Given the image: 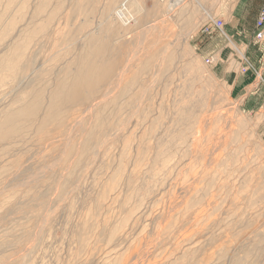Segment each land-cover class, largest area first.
Returning <instances> with one entry per match:
<instances>
[{"label":"rangeland","instance_id":"1","mask_svg":"<svg viewBox=\"0 0 264 264\" xmlns=\"http://www.w3.org/2000/svg\"><path fill=\"white\" fill-rule=\"evenodd\" d=\"M24 1L0 0V58L19 65L12 79L3 80L8 71L0 68V113L17 107L20 94L32 103L47 94L94 37L108 55L110 71L102 68L109 73L95 96L111 130L80 186L70 193L67 185L60 208L52 202L64 178L48 173L57 149H45L27 128L9 145L0 140V264H118L123 256L120 264H264V41L253 38L247 19L261 0L242 12L235 11L239 0H181L173 8L175 0H130L124 27L113 17L122 0ZM42 2L45 13L36 15ZM214 18L224 34L211 27ZM236 23L237 35L230 31ZM26 31L38 34L21 56L13 48ZM85 105H70L65 122L48 128L68 125ZM74 132L55 143L72 139L76 157L65 159L67 175L82 159L84 136ZM40 171L42 182L28 186ZM110 185L116 193L99 205ZM45 207L51 219L44 224ZM42 226L41 240L27 251Z\"/></svg>","mask_w":264,"mask_h":264},{"label":"bare ground","instance_id":"2","mask_svg":"<svg viewBox=\"0 0 264 264\" xmlns=\"http://www.w3.org/2000/svg\"><path fill=\"white\" fill-rule=\"evenodd\" d=\"M129 1L130 0H122L119 3L117 9L115 8L116 10L113 11V13H114L113 17H114L115 21H118L119 23H121V25L123 24V27H124L125 23L129 22L128 21V19H129L128 16H130V18H132L131 13L129 14L127 12V6L129 5L127 3H129ZM180 1L181 0H175V2L170 5V7L171 8L176 7L180 3ZM26 2H28V1L26 0ZM26 2L24 1V3H26ZM46 2H47V0H46ZM46 2H44V3L42 2L41 5L39 4L40 6L38 5L37 11L35 13L36 15L37 14H41V13H45L44 10L46 9V5H47ZM135 3H136V1H135ZM22 6L23 7H21L22 8L21 12L25 13V11L27 10L26 9L27 5L23 4ZM49 8L51 9L52 7H48V9ZM170 9H168V10H170ZM108 17L109 16H107V18ZM18 19H19V22L21 21L24 24V25H22V27H21V25H19L18 30L23 32L24 28H25V24H27V23H26L25 18L23 16H20V18H18ZM10 21L11 22H8V24L6 26V30H11V32H13V30L16 28V22H15V20H10ZM3 22H4V20L2 21V19H0V27H1V25L3 26V24H2ZM37 34L34 33L29 38V36H27V31H26V33L22 37L23 40L18 42L17 44H15V46L13 48L15 50L14 53L15 54L20 53L21 56H22V54L25 55V53L27 52L28 48L31 45V42L34 40V38L36 37ZM97 39L93 37L89 41V43H88V40H87V44L84 47L83 54L79 55L77 57V59L75 60V62L73 60V62H74L73 64L74 65L72 63H70V64L73 65V67L65 69L64 77L59 79V80H56L51 85L52 88L50 89L49 92L47 91V88H45V90L47 91V94L44 93V91L41 92V93H38L36 95L37 96V101L33 102V103L30 102V100H29L30 98L29 97L27 98L26 95L20 94L18 99H17V102H19L20 104H17L18 105L17 107L15 106V107L10 108V109L7 108V110H5V111L0 113V140L3 143L9 145L12 139L18 138V137L21 136V134L23 133L22 132L23 128L24 129L27 128V129H31V130L34 131V133L37 136V140H38L39 144H42L44 147L46 146L45 149L46 148H50L51 150H56L57 149L56 150L57 163L48 166V171H49L48 173L50 175H52L54 177H58V178H64V182H63L64 186H63V188L55 189V191H54V192L58 193V194L55 193V197L57 195V198H55V199L53 198V202H52L53 205H55L56 207H58V205L59 206L61 205L60 202L64 203L63 199L65 197H64L63 194H64V191H65L67 185L72 186V188L69 190V192L71 190L73 192V190L77 189L80 186V185L78 186V184L80 183L79 182L80 181V179H79L80 173H82L83 170H88L90 166H91L90 168L92 170V166H94L93 164L96 161V159L94 161V154H95V151H96V148H97L96 146H97L98 142L103 138V135L106 134V131L108 132V130H111V129H108V127H107L108 124L106 123V119L101 114V111H102L101 109H102L103 106H105V105H103L102 98L99 99V98H96V96H95V93H96L97 89L104 82L105 78L108 76L107 74L110 71L109 69L104 67L105 64H106L105 58L108 57V55L106 53V49H105L106 47L105 48L102 47V46H101L102 48L101 47H97V48L94 47L95 46L94 43L95 42H99V41H97ZM85 43H86V41H85ZM99 44L100 43H97L98 46H99ZM166 50H165V53H166ZM167 53L165 54V58L167 60H169V61L175 60V58H176L175 56L177 54L175 55L174 52L173 53L172 52H167ZM7 57L6 58H4V57L0 58V63H1L0 68H3V70L8 71V73H9L8 74L6 72L7 75L3 74V76H2L1 73L3 71H1L0 79L2 77L3 78L5 77L3 80H5L6 77H8V79H10L12 76H15V78H17L16 76L18 75L17 74L18 73L17 72V70H18L17 66H19V65L15 64L13 62L14 58H11V57L7 58ZM70 64H68V65H70ZM68 65H66V66H68ZM72 65H70V66H72ZM106 66H108V64ZM102 68L103 69L105 68L106 70H109V71L106 72V71H104L105 69L103 70ZM15 73H16V75H15ZM0 81H2V80H0ZM128 87L129 86H125L119 92V94L125 96V93L128 91L127 90ZM109 88L107 87L105 89V94L109 93V91H110ZM36 96H34V97H36ZM31 97L34 98L33 96H31ZM82 102H86V105H85L86 108H84V110L80 111V113L78 115H76L74 118H72L71 122L68 125L58 126V127H54V128H48V126L50 124H52V123H58V124L61 123V122L64 123L65 120L69 116L68 115L69 113H68V111H66V109L68 107H70V105H75V104H79V103H82ZM86 113H88L87 117H86ZM92 114H93L94 117L92 116ZM78 125H82L80 127L81 130H78V128L76 129V127ZM55 128H57V129L61 128L60 132L54 133V134H59L60 136H58V137H54V134H52V132L55 131L54 130ZM83 128L85 129L84 133L82 131ZM73 131H75L74 134H77V133H79L81 131L83 133V136H84V139L80 138L81 140H83V141H80V144H79V145H82L81 149L79 148V145L77 144L78 145L77 146L78 149L81 150V155L79 156V158L82 156V159L75 164L73 171H71L67 175V173H64V171L62 172V168H63V164H64L65 159L67 158V156H70V154H72L71 153L70 143L68 142L69 140L71 141L72 139H67L66 138L68 143L67 142L64 143L63 147L61 145H55V143H57V140L60 137H63V135L64 136L66 135V136L69 137L70 134ZM80 134L81 133H79V136H80ZM72 135H73V133H72ZM77 135H75V137ZM83 136L81 135V137H83ZM63 138H65V137H63ZM48 142H49V144H48ZM72 145H74V143ZM104 146L105 145H103V147ZM124 146H125V143H124ZM45 149H43V150L45 151ZM75 150L76 149L73 148V151H75ZM76 152H77V154H79L78 151H76ZM98 152H100V151L98 150ZM74 154L76 155V153H74ZM75 155L72 154L71 158H73V156H75ZM74 159H72V160H74ZM67 166H68V164H67ZM46 169H47V167L45 166V170ZM45 170H43V171H45ZM43 171H40L34 177H31L27 181V185L30 186V185H36V184L41 183L43 178L45 177L43 175L44 174ZM42 172H43V174H42ZM120 175H121V168L119 170H117V172H116V176L117 177H120ZM12 176H15V177L18 176L17 172H15ZM10 188H12V187H10ZM15 191L17 192V189ZM15 191L13 190V192H15ZM18 191H19V189H18ZM54 192H53V194H54ZM114 193H116L115 189H114L113 185H110L108 187L107 191L104 192L103 197L100 199L99 205L100 204H104L105 199H107V198L110 199L109 196H114ZM24 194H25V192H24ZM21 196L23 197L24 195L21 194ZM21 196H20L19 200L22 202V200L25 199L26 197L25 198L23 197L22 200H21ZM58 196L61 199H59ZM18 198L19 197H16V201H17ZM14 200H12L13 203L16 202V201L14 202ZM19 200H18V203H19ZM27 200H28V198H27ZM10 203H5V205L8 204V207H9ZM22 203L25 204L24 202H22ZM2 205H3V203H2ZM104 205H106V204H104ZM6 207H7V205H6ZM9 208H11V207H9ZM40 208L42 209L44 207L40 206ZM58 208H60V207H58ZM40 211H38V214H39ZM174 212H175V210H174ZM41 215H40L42 217V218L40 217L42 219L41 223L45 224V222H47L49 219H51L50 215L48 214V210L46 209V207H45V210H42V214ZM1 216H2V214H1ZM1 216H0V218H1ZM42 230H44L43 226L38 228L37 232L35 231L36 233L35 234L33 233L34 237L32 239H30L29 242L24 244V245H26L24 247H25V249L27 251L30 252L33 247L37 246L36 244H38V242L41 240L42 235H43ZM115 233L117 234L116 230L111 233L112 235H110L109 239L115 238L116 237ZM82 240L84 241V239H82ZM79 241H81V240L79 239ZM86 242H87V240H86ZM141 247H143L145 249L146 246L145 247L141 246ZM145 250L143 251V254H145L144 253ZM138 253H139V251H138ZM138 253H136L135 255H137ZM143 254L141 253L140 255L143 256ZM104 255H105L104 258H106V260H108L109 253L105 252ZM140 255H138V256L140 258H142V256H140ZM139 257H138V259H140ZM123 258H124V256H123ZM123 258L121 257L122 261H123ZM135 258L137 259L136 256H135ZM121 259H119L118 264L121 263ZM130 261H131V258H130ZM130 261L128 259V262H130ZM134 261H136V260H134ZM19 262H20V264L24 263V262H22L20 260H19ZM124 262H126V261H124ZM132 264H135V263H132Z\"/></svg>","mask_w":264,"mask_h":264},{"label":"built area","instance_id":"3","mask_svg":"<svg viewBox=\"0 0 264 264\" xmlns=\"http://www.w3.org/2000/svg\"><path fill=\"white\" fill-rule=\"evenodd\" d=\"M211 27L223 32V21L221 19L214 18V20L211 21ZM253 38L259 42L264 41V2L261 4L258 15L255 20ZM243 69L244 71H246L248 68H243Z\"/></svg>","mask_w":264,"mask_h":264},{"label":"crops","instance_id":"4","mask_svg":"<svg viewBox=\"0 0 264 264\" xmlns=\"http://www.w3.org/2000/svg\"><path fill=\"white\" fill-rule=\"evenodd\" d=\"M250 0H239L238 3H236L235 5V11L237 10L238 12H242V11H246V7H248V5H250ZM264 2V0H261L259 2V4L257 6H253L252 9H250L249 13H248V16H247V19H248V22H249V25L251 27V35L253 36V30H254V24H255V20H256V17L258 15V12H259V9H260V6L261 4ZM231 32L233 34H240L241 33V29L239 28V23L237 24H234L232 28H230ZM243 63L247 64V58L245 57L244 60H243Z\"/></svg>","mask_w":264,"mask_h":264}]
</instances>
